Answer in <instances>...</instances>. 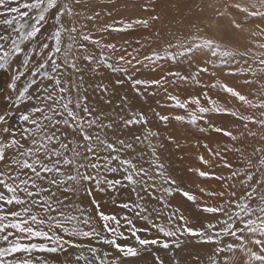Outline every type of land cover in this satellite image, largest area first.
Returning <instances> with one entry per match:
<instances>
[{
	"label": "snow or ice",
	"instance_id": "obj_1",
	"mask_svg": "<svg viewBox=\"0 0 264 264\" xmlns=\"http://www.w3.org/2000/svg\"><path fill=\"white\" fill-rule=\"evenodd\" d=\"M85 3L0 0V27L5 29V34H0V70L11 73L5 100L9 110H19L22 104L31 106L20 112V127L15 129L9 123V112L0 110V264H47L33 254L70 249L79 250L71 264H125V258L137 257L149 246L168 249L171 243L180 248L188 237L216 246L211 264H264V144L254 147L250 154L236 146L244 139L264 141V23L257 22H264V0H218L214 8L216 20L227 19L231 28L247 36L248 47H231L202 34L206 28L216 27L215 23L201 27L193 22L187 37L176 36L160 49L152 47V37L160 35L154 25L161 16L156 12V0H146L141 6L145 15L113 20L98 29L101 33L151 30L152 35L137 39L139 47L131 50L94 39L90 31H83L87 24L77 27L76 18L95 22L101 16L97 10L87 14ZM49 20L55 21L50 26L54 30L41 40ZM250 24L254 27L246 26ZM80 41L100 49L98 57H82L94 65V71L104 66L127 74L129 68L139 71L149 65L155 70L162 62L187 59L195 52L205 54L203 63H195V71L188 74L170 70L159 79L127 78L138 93L141 89H162L166 99L186 113L156 112L165 127L172 120L202 122V130L231 142H218L215 147L205 142L202 147L209 158L200 155L198 159L210 170L189 169L203 179L221 182L219 191L200 188L204 195L220 198L218 204L198 206L213 218L194 227L172 203L170 198L177 193L193 204L198 197L177 186L168 174L159 154L163 145L154 143L160 133L148 127L143 112L129 111L127 117H120V129L145 126L143 135L135 136L133 143L117 134L116 121L105 122L103 114L89 106L88 97L80 94L83 76L74 79L83 72L78 63L80 54L88 51ZM26 42L35 46L28 49ZM145 48L151 51L141 56ZM121 51L124 55L116 57L114 64L109 54ZM202 74L214 79L204 82ZM225 76L234 82L230 84ZM22 78L25 82L21 85ZM179 84L198 86L203 91L184 98L168 92L167 85ZM252 85L255 88L241 91ZM97 87L107 92L102 85ZM208 89L227 94L228 103L234 99L239 107L221 103ZM213 115L228 116L238 123L217 125ZM166 139L175 143L170 135ZM140 145L149 151L137 152ZM229 152L239 154L238 163L229 162ZM214 166L229 172L216 173L211 170ZM125 187L136 199L119 203L123 213L104 211L94 198V191ZM81 195L91 197L89 207L80 201ZM153 230L159 235L153 237ZM93 240L97 247L85 243ZM237 253L243 259L237 260ZM156 261L164 264L159 257Z\"/></svg>",
	"mask_w": 264,
	"mask_h": 264
},
{
	"label": "rangeland",
	"instance_id": "obj_2",
	"mask_svg": "<svg viewBox=\"0 0 264 264\" xmlns=\"http://www.w3.org/2000/svg\"><path fill=\"white\" fill-rule=\"evenodd\" d=\"M145 2L146 0H111V2L105 0L104 3H100L99 0H86L85 8L87 14H91L93 10H97L101 12V16L98 17L95 22L85 21L83 18H76L78 21L77 27L87 24V28L83 29V31H90L94 39L102 38L103 43H115L117 46H123L131 50L133 47H139V45L135 44L137 39H142L144 35H152L151 30L148 32H145L143 29H139L119 33H101L98 29L104 24L111 23L113 20H130L145 15L141 7ZM216 6H218V0H156V12L161 16V19L155 23L154 29L158 30L160 35L152 37L155 41V43L152 44V47L160 49L169 42H173L176 36L183 35L187 37L190 34V26L193 22L200 24L201 27L215 23L216 27L206 28V33L202 34L213 36L221 43L227 44L231 47H248L246 44L247 36L245 34L237 33L235 29L231 28L227 19L216 20L214 12V8ZM201 9H203V11H201ZM109 12L111 15H107ZM237 18L239 19V15ZM257 22L264 23L261 21ZM71 23V21L68 22L69 26H71ZM53 24H55V21L49 20V27L44 30V35L39 37L41 40H46L50 32L54 30L50 27ZM246 26L254 27V24ZM0 34H5V29L3 27H0ZM12 35L17 36V33L13 32ZM68 42L67 34H65L64 43L66 44ZM80 42L84 43L88 49L87 53H81L80 56L85 54H92L97 57L99 56L100 49L97 46L84 41ZM143 42L147 43V41ZM51 43L52 42H50V44ZM34 46L35 45H33L31 42H26L25 44V47L28 49H31ZM150 51L151 48L143 49L141 56L150 53ZM109 55H112V62L115 64L116 57L124 55V53L121 51ZM42 58L43 57H37L36 59L39 60ZM205 58L206 57L204 53L195 52L187 59H180L175 62H162L161 65H157L155 67V70H153L152 65H149L148 67H142L139 69V71L129 68V72L127 74L123 72H113L111 69H108L104 66H101L99 70L94 71V65L89 64L87 61H85V63L88 64L86 66L83 63L80 64L83 70H87L88 75L89 73H92L94 76L99 74L104 76L102 79H106V81L103 82L110 81L113 84H118V80L123 81V83H120L123 86V92L129 96L131 103L136 106V111L143 112L148 118V127H150L153 131H158L160 133L159 140L156 141L154 139V143L163 145V147L159 149V154L161 156V160L166 165L168 174L171 175L174 180H176L177 186L198 197L196 204L187 201L186 198L182 197L178 193L170 198L172 203L178 205L184 215L193 222L192 226L194 227L199 226V224L206 219L213 218L210 216V214L203 213L198 206H203L204 203L213 205L220 202L219 197L206 196L200 192V188H205L206 190L210 191H219L221 190V182L211 179H203L199 177L194 171H189V169L201 168L202 170L209 171L210 169L201 165L198 159L200 155H204L206 159L209 158L202 145L207 142L211 147H215L216 143L226 142L227 138H224L214 132L202 130V122L192 124L188 121L176 122L172 120L169 121L168 126L165 127L163 122L159 121L155 115L156 112H159L162 115H186V113H184L183 110L176 109L172 102L166 99V94L162 89H141V93H138L136 89L132 87L131 80H129L127 77L131 75L133 79H159L170 70L182 71L185 74H188L192 71H195V63L202 64ZM190 61H193L192 67H190ZM208 67L211 70V66L209 65ZM12 71H15V68H13ZM79 74L80 73L76 74V78L80 76ZM10 75V72L0 70V110L9 112V116L11 117L9 123L11 124L12 128L15 129L20 127L18 123L20 112L30 110L31 106L22 104L19 110L15 108L9 110V106L7 105L5 97L8 95L7 86L10 81ZM83 78L84 81L87 80L84 76ZM223 78L230 84L234 82L232 77L225 76ZM213 79V77L207 74H202V80L204 82L210 83ZM24 82L25 78H22L20 84L22 85ZM167 87L169 93L179 94L182 98L188 95H195L203 91V89L199 88L198 86L189 84H179L175 86L167 85ZM250 88H255V85L244 86L241 88V91L247 92ZM93 89L94 86H92L91 90L93 91ZM91 90L89 92L88 89L81 88L80 92L81 95H86L88 97V103H90L91 100L92 102L95 101L94 96L92 97L93 92ZM208 91L213 98L219 99L221 103H225L228 107H233L234 105L239 107L238 103L234 99L231 103H228L229 98L227 94L211 89H208ZM153 92L156 94H151ZM95 106H100V102L96 101ZM211 119L217 125H223L226 127H231L233 123H238L235 122L233 118L228 116L213 115ZM137 127L141 130V133H144L145 126L142 125L141 127ZM169 135L174 138L175 143L169 142V140L166 139V137ZM129 141L131 142V138ZM227 142L231 144L230 141ZM262 144H264V141H260L257 138H252L244 139L236 146L243 147L245 152L250 154L254 147L261 146ZM145 151L148 152L149 150L145 149ZM227 156L229 162L234 164L238 163L239 154L229 152L227 153ZM211 170L224 175H227L229 172L228 169L218 168L215 166ZM116 176L119 178V174H116ZM113 194L114 197H112ZM103 197L104 206L102 209H108L110 210L109 212L115 213H123L125 211L119 208V203L136 199L135 194L132 193L127 187L118 188L115 191H106L104 192ZM85 198L87 199V205L90 206L91 197L85 195ZM138 223L142 224L143 222ZM158 235L159 234L153 230V237ZM228 239L229 238H225L226 241ZM121 243H128V241H121ZM91 246L97 247L98 245L92 243ZM215 247L216 246L214 245L199 243L195 238L188 237L185 238V243L182 244L180 248H175V246L171 245V243L168 249H164L160 246H149L147 250H142L140 255L137 257L125 258V264H157V257L164 261V264H211L210 258L214 255ZM71 250L78 251V249ZM236 259H243L242 254L237 253Z\"/></svg>",
	"mask_w": 264,
	"mask_h": 264
},
{
	"label": "bare ground",
	"instance_id": "obj_3",
	"mask_svg": "<svg viewBox=\"0 0 264 264\" xmlns=\"http://www.w3.org/2000/svg\"><path fill=\"white\" fill-rule=\"evenodd\" d=\"M82 57L83 56L81 55V58L78 61L79 64L83 63L85 66L88 65L85 63V61H83ZM79 75L84 76L88 80V81L87 80L82 81V86H83L82 88L88 89L90 92L92 86H94L93 91L92 90L91 91L93 92L92 97L94 96L95 101L92 102L91 100L92 104L91 102L88 103L89 106L90 107L93 106L95 109H97L99 113H102L105 118V122H108L109 120L116 121L117 130H118L117 134L121 135L122 138L126 139L127 141H129L131 138V142L135 143L134 137L137 136L138 134H143L141 133V130L137 126H133L131 128L120 129V117L121 116L127 117L129 111L137 112L136 106H134L133 103H131L129 96H127L123 92V86L121 84H113L110 81L103 82V81H106V79L104 80L102 79L104 76H101L100 74L94 76L92 73H89L88 75L87 70H83V72L80 73ZM74 79H77L76 74L74 76ZM98 85H102L104 88H106L107 92H103L100 88L97 87ZM96 101L100 102V106H95ZM141 126L142 125H140L139 127ZM141 149L145 150L146 148L144 147V145H140L137 147V152H140ZM104 192L94 191V194H95L94 198L101 203L102 208L104 206V197H103ZM114 194L112 195V197H114ZM80 201L86 207H89V205H87V199L85 198V195L80 196ZM152 203L155 204L156 202L153 201ZM103 210L106 212L110 211L108 209L107 210L103 209ZM160 222L163 223L164 221H160ZM85 243H90V245H92V243L97 244L96 241L94 240L91 242L85 241ZM78 252L79 250L72 251L70 249L69 251H66V252L34 253L33 255L35 257H38L40 260H46L47 264H71V262L74 260V255Z\"/></svg>",
	"mask_w": 264,
	"mask_h": 264
}]
</instances>
